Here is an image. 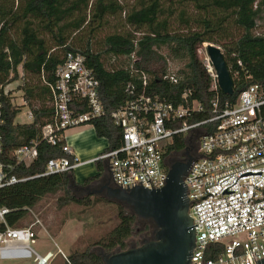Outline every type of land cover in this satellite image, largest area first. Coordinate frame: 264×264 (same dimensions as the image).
I'll return each mask as SVG.
<instances>
[{
	"label": "trees",
	"instance_id": "16d2710c",
	"mask_svg": "<svg viewBox=\"0 0 264 264\" xmlns=\"http://www.w3.org/2000/svg\"><path fill=\"white\" fill-rule=\"evenodd\" d=\"M167 2L166 6L163 0H136L135 5L128 8L122 0H0V104L3 113L0 135L4 155L14 163L11 157L14 149L38 141L36 159L27 166H16L17 176L41 174L49 159L64 156L65 141L52 146L40 139V130L52 121L48 85L54 82L55 69L68 52L83 55L87 67L98 80L99 97L107 115L93 120L90 125L95 135L104 138L111 149L120 146V129L108 114L131 98L126 91L128 82L136 92L142 89L141 72L149 77L147 93L173 105L183 103L182 89L190 90L189 103L198 101L202 111L192 113L188 123L211 117V102L215 96L210 91L212 78L197 52L204 44L220 47L233 80L232 96L223 94L218 88L221 101H233L247 86L264 83V33H254L258 22L264 20V0ZM186 5H191L194 15L187 12ZM116 15L122 16L124 25L133 30L105 36L100 50H94L91 45L93 32L103 26L106 16ZM173 16L183 26L182 30L170 29ZM83 30H88L89 37L81 45L78 43L81 40L76 41L73 35ZM160 49H165L170 59L180 63L176 84L163 79L167 63L165 57L159 55L157 50ZM133 55L137 59L134 63ZM111 56L125 57L127 62L108 68L105 60ZM18 80L23 82L19 90L33 117L28 124L14 122L20 109L4 93L9 84ZM74 106L79 112L86 111L84 102L75 100ZM180 126L175 123V127ZM184 147V135H176L166 155ZM94 164L96 174L84 179L81 185L75 183L69 172L34 178L0 191V207L10 210L5 215V224L0 223V232L6 227L22 228L26 209L33 208L43 196L60 191L59 207L69 204L90 207L102 203L112 205L117 216V224L110 231L83 250L72 249L60 264H103L92 251L93 246L105 252L128 248L126 240L137 220L134 215L103 197L78 199L70 194L71 186L74 190L103 177L104 166L100 162Z\"/></svg>",
	"mask_w": 264,
	"mask_h": 264
},
{
	"label": "built area",
	"instance_id": "2783aa9c",
	"mask_svg": "<svg viewBox=\"0 0 264 264\" xmlns=\"http://www.w3.org/2000/svg\"><path fill=\"white\" fill-rule=\"evenodd\" d=\"M202 48L198 49V56ZM204 49L205 57L199 58L211 75L210 91L215 93L210 118L188 123L192 113L202 111L198 101L189 103L190 90L182 89L183 103L173 105L147 93L149 77L141 72L142 89L136 92L128 82L126 91L131 98L108 114L120 129L119 147L107 146L96 158L80 161L65 142L64 156L49 159L41 174L25 177L17 176L14 170L36 159L38 141L14 149L11 163L4 155L0 135V191L95 162L104 166L115 187L160 189L166 183L167 161L173 155H166L167 148L176 135L183 134L184 148L193 153L184 177L195 234L190 264H259L264 260V83L247 86L233 101H221L216 74L205 46ZM131 57L134 63L137 59ZM163 79L172 84L178 82L175 75H165ZM48 86L53 117L41 128L40 139L52 146L65 141L66 130L90 125L107 115L99 97L98 80L79 53L65 54L55 69L54 82ZM4 93L8 94L5 90ZM75 100L86 104L85 112L77 110ZM28 115L33 119L31 111ZM175 123L181 126L177 128ZM28 211L33 213L31 209ZM9 212L0 207V223L5 224ZM37 226L41 223L35 217L28 226L6 227L0 232V262L31 257L40 261L44 257L47 264L53 258L52 252L41 256L31 247L37 237Z\"/></svg>",
	"mask_w": 264,
	"mask_h": 264
},
{
	"label": "rangeland",
	"instance_id": "374dc122",
	"mask_svg": "<svg viewBox=\"0 0 264 264\" xmlns=\"http://www.w3.org/2000/svg\"><path fill=\"white\" fill-rule=\"evenodd\" d=\"M126 7L130 8L134 6L136 0H122ZM176 1V0H173ZM164 5H168L167 0H163ZM175 7H180L175 4ZM186 10L189 14L194 15L195 11L191 5H186ZM172 30H182L183 26L179 25L176 16L170 18ZM133 30L131 27L124 25L122 16H106L104 24L101 28L96 29L92 34L91 45L94 50H100L102 47V41L105 36L116 33ZM254 33H264V20L258 22V27ZM136 35H139V33ZM88 35V30H83L79 33H75L73 38L75 40H81L78 42L84 45ZM159 55H162L166 59L167 74L176 75L180 63L170 59L165 49L157 50ZM199 56L201 59L205 57L204 46L199 50ZM136 56L133 55V58ZM132 58V57H131ZM132 60V59H131ZM106 65L108 68L112 66H119L125 64L127 59L125 57H107ZM18 72L21 75V68H18ZM22 81L18 80L12 84H9L5 91L11 97L15 106L20 109L19 114L16 116L14 122L16 124H28L31 122V118L28 113L30 111L27 104H23V93L19 90L22 85ZM87 129H90V125H83ZM76 127L68 129L64 132L65 138L75 136L81 131L82 127ZM101 147L103 150L107 146V141L104 138H98L93 136L90 132L88 138L79 136L78 140L73 143V151L78 155L80 161L90 159L92 156H97L100 150L94 154V150L97 147ZM96 174L95 164H84L72 171V176L76 184H81L87 177ZM106 174L104 169V175ZM70 194L78 199L85 197H103V195H92L87 193L75 192L72 186L69 188ZM61 196L60 191H53L50 194L43 196L38 203L31 208L32 214L27 212L26 218L23 220L21 227L28 226L35 220V217L40 220L41 226L36 227L37 237L35 243L31 247L41 256L47 252H52L54 257L50 259L47 264H60L64 257H67L72 249L83 250L87 245L98 240L108 231H110L117 224L116 209L112 205H105L102 203L94 204L90 207H84L75 204H69L63 207H59L58 198ZM153 230V226L143 220L137 219L133 224V232L131 236L126 240L127 246H138L144 237H149ZM62 252V254L60 252ZM92 251L98 253L100 251L98 246H93ZM37 261L31 258L18 259L10 261H1L0 264H36Z\"/></svg>",
	"mask_w": 264,
	"mask_h": 264
},
{
	"label": "water",
	"instance_id": "95a60500",
	"mask_svg": "<svg viewBox=\"0 0 264 264\" xmlns=\"http://www.w3.org/2000/svg\"><path fill=\"white\" fill-rule=\"evenodd\" d=\"M204 46L220 91L232 96L234 84L220 47L213 43ZM192 161L193 157L185 162L169 158L167 180L160 189L139 186L121 189L107 182L101 189L87 192L103 195L104 199L124 207L136 219L147 221L153 226L151 235L141 240L138 246L131 245L124 250L111 252L99 248L97 255L103 264H190L195 234L188 213L184 177ZM44 260L42 258L39 264H44ZM259 264H264V260Z\"/></svg>",
	"mask_w": 264,
	"mask_h": 264
},
{
	"label": "flooded vegetation",
	"instance_id": "af4514ba",
	"mask_svg": "<svg viewBox=\"0 0 264 264\" xmlns=\"http://www.w3.org/2000/svg\"><path fill=\"white\" fill-rule=\"evenodd\" d=\"M192 154H193L192 151H190L188 148H184L183 150L179 152H175L170 158H172L176 162H185L186 160H188L189 157H192ZM107 182L110 183V179L108 175L105 174L100 180L93 181L86 186L76 187L74 188V190L75 192H78V193H87L92 190L101 189L104 186V184H106Z\"/></svg>",
	"mask_w": 264,
	"mask_h": 264
},
{
	"label": "crops",
	"instance_id": "0c3cea01",
	"mask_svg": "<svg viewBox=\"0 0 264 264\" xmlns=\"http://www.w3.org/2000/svg\"><path fill=\"white\" fill-rule=\"evenodd\" d=\"M23 102V104H26V102L23 100L22 101ZM30 112V111H29ZM31 121H32V119H31ZM91 126V125H90ZM90 132H91V134L93 135V136H95V132H94V129H93V127L91 126V128L90 129H87L85 126H83L82 127V129H81V131L80 132H78L75 136H73V137H70V138H65V142L68 144V145H70L71 147H73V143H75L77 140H78V138H79V136H84L85 135V137L86 138H88L89 137V135H90ZM107 146H108V144H107ZM107 146H106V148H107ZM106 148H104L103 150L101 149V147H97V148H95V152H94V154L95 153H97L99 150H100V153H98L97 154V156L99 155V154H101ZM72 150H73V148H72ZM74 152V151H73ZM76 152H74V154H75ZM77 157H78V155L77 154H75ZM97 156H92L90 159H88V160H91V159H94V158H96ZM88 160H85V161H88ZM82 184V183H81ZM81 184H78V185H81ZM53 257H54V254H53Z\"/></svg>",
	"mask_w": 264,
	"mask_h": 264
},
{
	"label": "bare ground",
	"instance_id": "6f19581e",
	"mask_svg": "<svg viewBox=\"0 0 264 264\" xmlns=\"http://www.w3.org/2000/svg\"><path fill=\"white\" fill-rule=\"evenodd\" d=\"M44 258V257H43ZM45 261V260H44ZM41 262V261H40ZM36 264H39V261L37 260V263ZM41 264V263H40Z\"/></svg>",
	"mask_w": 264,
	"mask_h": 264
}]
</instances>
